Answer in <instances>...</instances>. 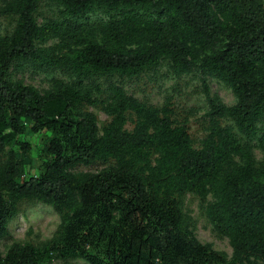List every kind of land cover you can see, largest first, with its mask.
<instances>
[{
  "label": "trees",
  "instance_id": "16d2710c",
  "mask_svg": "<svg viewBox=\"0 0 264 264\" xmlns=\"http://www.w3.org/2000/svg\"><path fill=\"white\" fill-rule=\"evenodd\" d=\"M45 1L60 7V19L39 24ZM98 11L109 19L80 21ZM1 16L17 24L0 36V240L24 201L56 208L61 224L42 247L13 243L0 264L264 261V161L222 122L264 145L263 0H7ZM164 60L177 76L199 69L236 96L235 105L223 104L203 79L209 128L199 148L170 104L142 102L113 81L137 78ZM20 64L62 69L74 81L55 79L40 92L12 78ZM88 105L111 118L102 129ZM32 133L48 134L35 175L27 172L35 167L26 157L31 145L21 139ZM97 162L113 165L76 170ZM186 193L213 197L206 213L230 239V259L184 226L178 198Z\"/></svg>",
  "mask_w": 264,
  "mask_h": 264
},
{
  "label": "rangeland",
  "instance_id": "374dc122",
  "mask_svg": "<svg viewBox=\"0 0 264 264\" xmlns=\"http://www.w3.org/2000/svg\"><path fill=\"white\" fill-rule=\"evenodd\" d=\"M6 1L0 0V7ZM36 17L39 24L60 19V7L55 3L45 1L41 4ZM108 19V14L98 11L80 18V21L88 26H95L106 22ZM16 24V18L1 16L0 36L11 35ZM56 42L57 40L38 44V47L49 48ZM11 74L13 79L23 80L27 85L35 87L40 92L50 89L55 79L69 83L74 81L70 74L62 69L40 70L28 64L13 67ZM203 79L209 85L213 97L219 98L227 106L236 104L237 99L233 90L224 82L211 75L203 74L199 69L177 76L173 72L169 60L162 61L160 65L146 71L137 78H114L113 81L142 102L157 107L170 104L174 112L173 118L179 123H188L194 145L199 148L208 134L209 128V118L207 116L209 102L204 92ZM101 85L103 89H106L107 82L102 81ZM84 109L92 111L98 116L100 129L111 119L101 106L88 105ZM222 122L223 125L232 126L244 143H250L258 162L264 161V145H261L260 137L248 139L239 131L233 121L224 119ZM130 128H132L131 125ZM47 137L48 134L45 133H32L29 137L21 136L22 140L29 141L31 145V152L27 153L26 157L29 156L33 166H35L27 168V172L29 170L32 175L38 173L41 164L40 150ZM14 150L20 152L18 149ZM112 165L113 162H97L91 166H79L76 170L95 173ZM178 201L183 214L184 226L192 231L201 243L209 244L213 249L226 253L230 259L233 256L230 239L215 229L206 213L207 205L210 201H213V197L210 195L207 200H203L194 193H186L179 197ZM60 224L61 214L56 208L41 202H21L17 216L9 224V235L0 240V252L5 255L9 247L15 242L42 247L56 236ZM254 262L255 264H264L262 260H255ZM46 264L92 263L84 257H75L71 259L54 258ZM245 264L249 263L245 262Z\"/></svg>",
  "mask_w": 264,
  "mask_h": 264
}]
</instances>
